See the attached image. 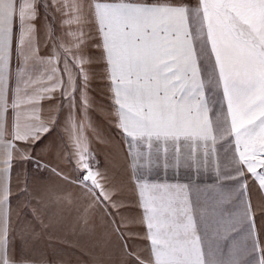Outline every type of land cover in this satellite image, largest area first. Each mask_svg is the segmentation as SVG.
Segmentation results:
<instances>
[{
	"label": "snow or ice",
	"instance_id": "6c2138e0",
	"mask_svg": "<svg viewBox=\"0 0 264 264\" xmlns=\"http://www.w3.org/2000/svg\"><path fill=\"white\" fill-rule=\"evenodd\" d=\"M94 108L128 183L100 167ZM42 173L65 187L34 192ZM14 198L101 215L117 264H264V0H0V264L35 235Z\"/></svg>",
	"mask_w": 264,
	"mask_h": 264
},
{
	"label": "crops",
	"instance_id": "0c3cea01",
	"mask_svg": "<svg viewBox=\"0 0 264 264\" xmlns=\"http://www.w3.org/2000/svg\"><path fill=\"white\" fill-rule=\"evenodd\" d=\"M114 171L125 183L129 182V170ZM35 175L34 169L31 168L29 176ZM39 175L43 176L44 180L38 178L33 180L34 192L43 193L51 185L65 187L55 177L49 178L47 173ZM169 175L171 177V174ZM187 176L186 172L180 173L181 180H186ZM199 182L204 185L215 183L214 173L202 174L199 177ZM15 187L16 181L14 180V190ZM68 190L74 191L71 187ZM78 207H80L79 202L73 205L48 203L41 206L39 216L34 218L31 208L25 212L22 202L18 204L15 199L13 200V220L17 219L18 212L24 213L25 218L32 223L35 231V235L30 233H26L24 236L17 235L13 241L15 256L22 261V264H33V262L35 264H91L92 261H98L99 264H117L119 242L114 236L109 237L108 240H111L112 244H107L105 247L102 216L93 217L86 225L80 218ZM41 219L44 224H41ZM111 248L116 251L108 252L106 257L109 260L106 261L105 250Z\"/></svg>",
	"mask_w": 264,
	"mask_h": 264
},
{
	"label": "rangeland",
	"instance_id": "374dc122",
	"mask_svg": "<svg viewBox=\"0 0 264 264\" xmlns=\"http://www.w3.org/2000/svg\"><path fill=\"white\" fill-rule=\"evenodd\" d=\"M16 65L17 61L15 56H13L12 60V67H13V72L16 71ZM100 84L99 80L93 81V87L91 89V95L95 98V103L96 104H105L107 103L106 98L104 96V90L97 85ZM91 118H92V123L95 128V133L92 131L88 132V135L91 139V147L95 154L97 155V158L100 162V167L102 169L108 168L110 170H120V171H125L127 169V162L123 158L122 154V144L118 143L120 136L119 132L117 129H115L114 125L110 123L109 119L106 117L104 111H101L100 108H94L91 111ZM97 134L99 136H102L104 138V141L107 142H102L101 140L97 139ZM64 135L62 129H57L56 132L52 134L51 141L55 140V143L57 145V148L60 146V136ZM45 141V143H51V141ZM111 153V155H109ZM45 159H47V156H45ZM52 159L53 162L56 161V153L55 151L52 153ZM61 167H67L66 164L61 163ZM31 167L28 169V174L30 173ZM15 199V198H14ZM13 199V200H14ZM103 232L105 234V247H107V244H112V241L108 240L109 236L108 234V229L105 224H103ZM115 252V249H108L105 250V257L106 254L109 252ZM106 261L109 260L108 257L105 259Z\"/></svg>",
	"mask_w": 264,
	"mask_h": 264
}]
</instances>
